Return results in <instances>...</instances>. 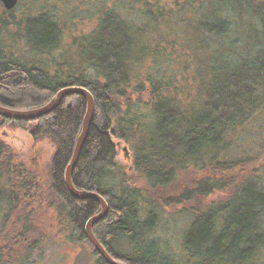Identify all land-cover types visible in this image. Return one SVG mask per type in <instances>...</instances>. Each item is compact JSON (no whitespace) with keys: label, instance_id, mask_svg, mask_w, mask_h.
<instances>
[{"label":"trees","instance_id":"trees-1","mask_svg":"<svg viewBox=\"0 0 264 264\" xmlns=\"http://www.w3.org/2000/svg\"><path fill=\"white\" fill-rule=\"evenodd\" d=\"M34 1L32 11L18 18L16 8L6 9L0 1V104L30 110L49 103L66 86L79 85L92 92L95 114L72 178L77 189L99 192L108 201L109 212L93 227L99 242L126 264H179L177 255L163 249L153 236L160 219L151 206L169 205L173 198L191 200L195 194L236 184L225 204L196 209L182 238L183 262L250 264L264 248V176L243 181L232 177L244 174L246 166L256 160L264 163V47L241 65L212 69V82L202 89L197 85L199 74L195 75L193 91L188 85H171L166 76L152 79L147 72L149 110L142 114L131 103L132 94L142 89L141 85L132 87V81L143 80L132 65L136 34L144 31L145 19L167 21L172 13L167 8L158 9V14L144 10L142 0H119L123 6L118 8L114 7L117 0H85L92 5L71 9L63 0H42V5ZM220 1L251 6L264 16V0ZM192 2L190 8L203 11L206 2ZM126 9L138 11L130 15ZM84 10L90 15L83 16ZM217 11L220 8L213 15ZM226 18L208 20L203 26L216 37L230 35L233 23ZM85 21H94L95 26L78 32L63 52L67 61L65 53L79 46L85 57L73 67L67 61L65 70L52 66L56 59L46 56L59 47L64 29ZM23 51L36 55L30 57ZM87 108V100L77 93L66 95L53 112L34 120L0 115V128L26 129L36 142L49 138L56 148L40 170L29 165L0 134V264H35L33 255L40 256L47 241L37 213L43 207L55 213L59 245L85 242L93 255L92 264H109L85 233L87 220L101 211L100 203L74 197L65 179ZM249 126L251 130L256 127L253 137L244 136ZM115 138L135 146L134 184L122 177L112 182L121 168ZM241 139H252L256 154H244ZM190 167L211 173L197 186L160 200V188ZM139 180L143 186L135 185ZM143 202L149 207L145 213Z\"/></svg>","mask_w":264,"mask_h":264},{"label":"rangeland","instance_id":"rangeland-1","mask_svg":"<svg viewBox=\"0 0 264 264\" xmlns=\"http://www.w3.org/2000/svg\"><path fill=\"white\" fill-rule=\"evenodd\" d=\"M31 1L19 0L18 6L14 11L17 18L24 17L32 11L33 3ZM41 1L35 0L34 3L40 5ZM46 1L47 3H51L57 0ZM60 1L62 2V0ZM144 1L140 2L144 6V10L146 8L152 9L153 12L158 14V9L163 8L164 11L169 10L172 15L167 21L166 19H162L157 23L148 22L143 17V20L145 19V24H143L144 31L136 34L132 65L135 67L134 72L143 76V80L132 81V87L136 88L141 85L142 88L140 92H135L131 96L132 106L134 105L137 113L143 114L144 111L149 110L147 104H149L150 99V83L147 81V72L152 79L153 77L166 76V81H169L171 85H188L189 89L193 91L192 77L195 75L198 76L199 74L197 85H200L202 89L206 82H212L213 77L210 72L212 69H218L219 67H227L229 69L234 64L241 65L248 61L252 55L263 50L264 26L262 20L264 16L251 6L245 5L244 7L234 1L221 2L218 0L210 2L209 0H198L202 3L206 2V4L203 6V11L197 12L189 7L194 0H151L150 3L146 4L147 6L144 5ZM189 1H191L190 4ZM253 1L254 3H258L261 0ZM63 2L67 4L66 6L69 9L74 6L81 8L92 5L91 2L85 0H63ZM120 5L123 6V2L117 0V4L114 7L118 8ZM217 8H220V12L217 11V14L213 15V11ZM126 10H128L130 15H134V11H138L132 9ZM86 11L84 10L81 14L89 16V12ZM226 16L230 17L233 23L232 28H234V31L230 35L216 37L203 26L208 20H221L226 18ZM157 17L160 18V16ZM94 26V21H85V23L77 22L73 26L65 28L59 47L49 52V55L46 54V59L52 60L55 58L56 61H53L51 65H58L63 70L67 67V61L73 67L74 63L80 60L79 58L85 57L82 54V48L76 46L73 50L69 49L65 53L67 61L63 54L64 50L71 47L74 36L78 32L83 33ZM233 41L236 42L233 43ZM23 53L27 56L30 55V57L36 55L35 52L29 54L23 51ZM77 63L79 65V61ZM250 128L252 127L249 126L244 131V136H255L256 127L252 129L253 131ZM152 129L153 127H150L149 131ZM0 134L11 148H14L26 158L29 165L40 170L47 166L56 150L49 138L36 142L26 129L1 126ZM260 138L261 136L258 139ZM115 142L118 144L117 160L121 168L114 174L112 182L117 183L122 177L126 178L129 184H134L137 178L134 165L136 157L135 146L133 147L129 143H126L125 139L121 138H115ZM240 142L244 154L252 153L254 149L252 139L249 142L246 139H241ZM256 151L252 154H256ZM168 160L170 158H166V161ZM245 171L244 174L233 176L232 180L238 179L239 181H243L246 178H254L258 175L264 176V163L262 164V161L256 160V162L247 165ZM122 173L123 175H121ZM210 173V170H197L190 167L180 172V175L172 184L160 188L158 197L161 200L162 198L167 199L170 195H178L186 188L197 186V182L202 177L209 176ZM129 184L127 187L134 191ZM135 185L143 186L144 184L139 180ZM235 185H231L225 188V190H215L208 194H195L191 200L181 197L180 201H176L173 198L169 205L163 204L158 206L157 204L151 206L156 209L160 219L159 224L154 229L153 236L161 243L163 249L165 248L170 254L174 253L177 255L176 258L179 264H184V257H186V254L182 251V238L196 214L194 213L196 209L203 210L225 204L233 196L234 193L232 191ZM147 204V202L142 203L144 213L149 208ZM37 213L39 224L41 225L43 234L47 237V241L42 245L44 249L41 251L40 256L33 255L35 257V264L93 263V255L87 243H79L76 246L59 245L62 240L56 234L57 223L52 209L48 210L46 207L39 208ZM250 264H264V248L260 249L259 254L252 259Z\"/></svg>","mask_w":264,"mask_h":264},{"label":"water","instance_id":"water-1","mask_svg":"<svg viewBox=\"0 0 264 264\" xmlns=\"http://www.w3.org/2000/svg\"><path fill=\"white\" fill-rule=\"evenodd\" d=\"M2 4L5 6L6 9H14L18 6L19 0H0ZM81 94L85 97L88 103L87 108V114L83 120V127L82 131L80 132V136L76 142V147L73 152V157L70 160L66 173H65V179H66V185L67 189L71 192V194L78 198H84V199H95L97 200L101 205V211L97 214H94L91 218L87 220V224L85 226V233L87 235V238L89 241L95 245L96 250L103 256V258L109 263V264H126L124 262H121L119 260H116L108 251L105 249L104 245L99 242L97 237L95 236V233H93V227L94 224L99 222L100 220L104 219V217L109 212V204L107 199H105L104 196H102L99 192L96 191H87V190H80L77 189L76 186L73 183L72 173L76 168V165L80 159V154L84 148V144L89 136L90 127L92 125V120L94 118L95 114V100L93 97L92 92L89 89H86L83 86H66V88H63L59 90V92L55 95V97L49 101V103L45 104L42 107L33 108L30 110H17L14 108H9L3 104H0V115H3L9 119H16V120H34L36 118L44 117L45 115L53 112L57 107H59L63 103V99L66 97V95L69 94Z\"/></svg>","mask_w":264,"mask_h":264}]
</instances>
